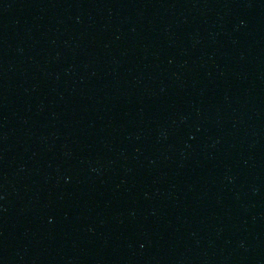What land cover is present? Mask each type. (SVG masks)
Returning a JSON list of instances; mask_svg holds the SVG:
<instances>
[{
	"label": "water",
	"instance_id": "obj_1",
	"mask_svg": "<svg viewBox=\"0 0 264 264\" xmlns=\"http://www.w3.org/2000/svg\"><path fill=\"white\" fill-rule=\"evenodd\" d=\"M0 264H264V0H0Z\"/></svg>",
	"mask_w": 264,
	"mask_h": 264
}]
</instances>
